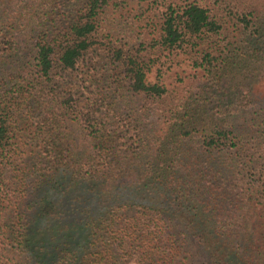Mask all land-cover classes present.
<instances>
[{"label":"trees","instance_id":"trees-1","mask_svg":"<svg viewBox=\"0 0 264 264\" xmlns=\"http://www.w3.org/2000/svg\"><path fill=\"white\" fill-rule=\"evenodd\" d=\"M0 264H264V0H0Z\"/></svg>","mask_w":264,"mask_h":264}]
</instances>
